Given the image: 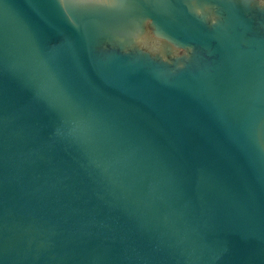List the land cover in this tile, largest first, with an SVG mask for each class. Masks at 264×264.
Segmentation results:
<instances>
[{
	"label": "water",
	"instance_id": "water-1",
	"mask_svg": "<svg viewBox=\"0 0 264 264\" xmlns=\"http://www.w3.org/2000/svg\"><path fill=\"white\" fill-rule=\"evenodd\" d=\"M0 264H264V0H0Z\"/></svg>",
	"mask_w": 264,
	"mask_h": 264
}]
</instances>
